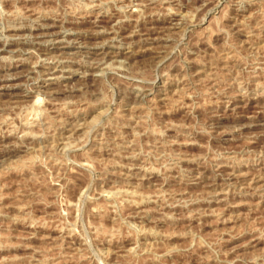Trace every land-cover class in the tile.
Listing matches in <instances>:
<instances>
[{"label":"rangeland","instance_id":"obj_1","mask_svg":"<svg viewBox=\"0 0 264 264\" xmlns=\"http://www.w3.org/2000/svg\"><path fill=\"white\" fill-rule=\"evenodd\" d=\"M0 264H264V0H0Z\"/></svg>","mask_w":264,"mask_h":264}]
</instances>
